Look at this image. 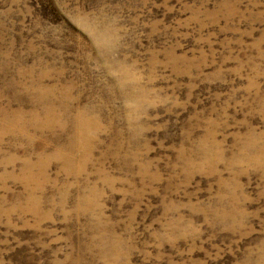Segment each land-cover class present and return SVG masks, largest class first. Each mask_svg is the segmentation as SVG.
Returning a JSON list of instances; mask_svg holds the SVG:
<instances>
[{
	"label": "rangeland",
	"instance_id": "374dc122",
	"mask_svg": "<svg viewBox=\"0 0 264 264\" xmlns=\"http://www.w3.org/2000/svg\"><path fill=\"white\" fill-rule=\"evenodd\" d=\"M0 264H264V0H0Z\"/></svg>",
	"mask_w": 264,
	"mask_h": 264
},
{
	"label": "bare ground",
	"instance_id": "6f19581e",
	"mask_svg": "<svg viewBox=\"0 0 264 264\" xmlns=\"http://www.w3.org/2000/svg\"><path fill=\"white\" fill-rule=\"evenodd\" d=\"M52 119H53V118H52ZM53 120H54V119H53ZM76 120H77V119H76ZM49 122H50V121H49ZM49 122H48V123H49ZM87 123H88V122H87ZM50 124H51V123H50ZM52 125H53V124H52ZM87 125H88V124H86V121L84 122L83 119H79V120L77 121V124H76L78 130H82V129H84ZM88 130H89V129H88ZM86 131H87V130H86ZM78 132H79V131H78ZM80 132H81V131H80ZM79 134H80V133H79ZM86 134H87V132H86ZM80 135H81V134H80ZM80 135H79V136H80ZM83 135H84V134H83ZM83 135H82V137H83ZM82 137H81V138H82ZM79 138H80V137H79ZM73 141H74V139H73ZM73 141H72V142H73ZM76 141H77V140H76ZM87 142H88V141H87ZM87 142H86V143H87ZM86 143H85V144H86ZM73 144L75 145V143H73ZM65 160H66V159H65ZM68 160H69V159H68ZM65 162H66V161H65ZM72 162H73V161H72ZM66 163H69V162H66ZM69 164H70V163H69Z\"/></svg>",
	"mask_w": 264,
	"mask_h": 264
}]
</instances>
